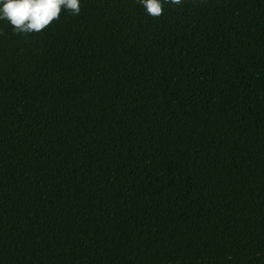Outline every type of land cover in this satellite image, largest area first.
Listing matches in <instances>:
<instances>
[{"label": "trees", "instance_id": "obj_1", "mask_svg": "<svg viewBox=\"0 0 264 264\" xmlns=\"http://www.w3.org/2000/svg\"><path fill=\"white\" fill-rule=\"evenodd\" d=\"M0 264H264V0L0 20Z\"/></svg>", "mask_w": 264, "mask_h": 264}, {"label": "clouds", "instance_id": "obj_2", "mask_svg": "<svg viewBox=\"0 0 264 264\" xmlns=\"http://www.w3.org/2000/svg\"><path fill=\"white\" fill-rule=\"evenodd\" d=\"M146 13L156 19L164 4L182 5L183 0H139ZM80 13V0H0V20H7L17 33L41 32L59 19L63 10Z\"/></svg>", "mask_w": 264, "mask_h": 264}]
</instances>
